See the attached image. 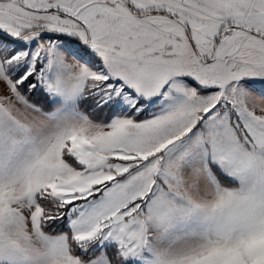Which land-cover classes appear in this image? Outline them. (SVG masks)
I'll return each instance as SVG.
<instances>
[{
    "label": "snow or ice",
    "instance_id": "obj_1",
    "mask_svg": "<svg viewBox=\"0 0 264 264\" xmlns=\"http://www.w3.org/2000/svg\"><path fill=\"white\" fill-rule=\"evenodd\" d=\"M0 264H264V0H0Z\"/></svg>",
    "mask_w": 264,
    "mask_h": 264
}]
</instances>
